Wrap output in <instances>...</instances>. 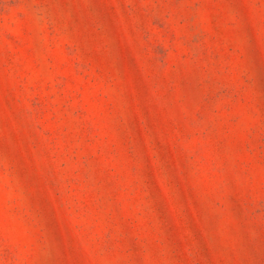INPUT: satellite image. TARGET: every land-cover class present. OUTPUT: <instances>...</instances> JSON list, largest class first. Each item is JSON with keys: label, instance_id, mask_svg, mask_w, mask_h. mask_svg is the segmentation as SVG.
<instances>
[{"label": "rangeland", "instance_id": "1", "mask_svg": "<svg viewBox=\"0 0 264 264\" xmlns=\"http://www.w3.org/2000/svg\"><path fill=\"white\" fill-rule=\"evenodd\" d=\"M0 264H264V0H0Z\"/></svg>", "mask_w": 264, "mask_h": 264}]
</instances>
